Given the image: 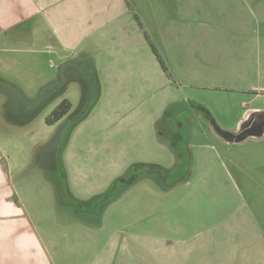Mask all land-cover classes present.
Segmentation results:
<instances>
[{"label": "rangeland", "instance_id": "obj_1", "mask_svg": "<svg viewBox=\"0 0 264 264\" xmlns=\"http://www.w3.org/2000/svg\"><path fill=\"white\" fill-rule=\"evenodd\" d=\"M225 2L203 0L202 7L232 21L237 13L228 5L236 11L241 0ZM153 14L160 26L220 33L171 39L166 31L158 37L149 32L148 45L136 49L135 36L124 34L125 51L103 50L98 68L89 58L62 60L63 79L56 58L26 53L1 61L0 53V169L13 185L10 212L22 215L34 234L18 248L7 235L0 264H26L31 248L54 264H264V137L228 144L211 118L218 128L235 130L244 112L264 108V87L237 89L248 73L229 91L209 87L228 83L218 67L226 72L236 63L225 56L229 49L215 54L213 38L223 34L224 43L235 42L238 30L250 31L251 40L241 43L264 49V25L238 29L230 22L170 20L168 11L156 8ZM193 47L200 49L191 53ZM260 55L252 57L251 71L263 70ZM64 101L71 103L72 118L47 124ZM139 161L177 163L173 185L164 190L140 179L112 203L93 205L95 215L79 203L104 193Z\"/></svg>", "mask_w": 264, "mask_h": 264}, {"label": "crops", "instance_id": "obj_2", "mask_svg": "<svg viewBox=\"0 0 264 264\" xmlns=\"http://www.w3.org/2000/svg\"><path fill=\"white\" fill-rule=\"evenodd\" d=\"M148 1L151 10H149ZM202 1L0 0V53L3 54L1 61L7 56L11 57L10 54L43 53L48 57L58 59V62H60L58 69L66 62L75 61L79 57L80 62L86 61L89 58L90 62L95 63L98 68L101 62L98 59L103 50L107 49L114 53L115 56L117 52L125 51L124 49L127 47V44L124 34L132 33L135 36L134 40L136 43L134 44V49H136L148 45L145 35L149 32L151 35L156 33L158 37L159 35H165L164 31H166V36L168 35L171 39L176 36H187L191 33L194 35H204L205 37H217L220 33L219 31L212 33V31L202 29V27H189L186 29L179 24L170 26L163 23L160 26L158 23L159 19H154L153 8H156L157 12L162 10L163 12L168 11L171 17L169 18L170 20L192 21L203 19V21L220 22V24L230 22L231 27H237L238 29L247 28V24L250 22L264 25V0H241L240 5L235 6H240L236 11L231 5H228L234 14L235 12L237 13L236 15H232L234 18L232 21L220 18L225 17V15H209L208 7L203 8ZM161 2L164 5L165 3L170 5L168 10L161 7L159 4ZM227 2L228 0L225 3ZM212 11L214 10L212 9ZM163 20L166 21L165 18ZM237 32V40L235 42L224 43L223 40L226 39L223 37V34L218 38H213L216 45L210 48L217 47L218 50L216 49L215 54L220 55L226 49H229V53L225 56L229 57V61L236 62L232 67H228L229 70L226 72H223L221 65L218 67L220 73H228L230 77L228 78V83L222 85L218 82L210 83L212 86L209 87L215 86L213 89L218 88L220 90L222 88L229 91L230 86H236V78L241 73H248V78L243 80L246 83L240 85L237 89L245 90L248 88L258 89L264 87V67H262L263 70L257 68V70L251 71L250 64L252 57L258 60V55L261 54L260 57L264 65V49L258 46H255L254 49L251 47V43H246V45L241 43V40H251L250 31H242L240 34L239 30ZM221 44L223 47H219ZM237 45L238 53L234 50ZM193 48V50L190 49L191 53L200 49ZM108 51L107 56H109ZM185 51H188L187 47H185ZM199 55H202V52ZM258 74L262 76L261 79ZM190 75L191 73L188 74V78ZM95 78L97 77L95 76ZM181 78L182 81L186 78L183 72ZM196 88L203 89L208 87L202 86L201 83H196ZM2 158L5 159V156H2V151L0 150L1 169L4 166ZM1 169L0 250L7 251L4 239L6 238L7 240L8 236H11L10 240L14 241L16 248H18L20 247L19 245H22V242H28L30 238H33L34 234L30 228H26L28 225L24 223V218V220L21 219L22 215H14L13 212H10V203L8 201L10 196L8 193L9 188L13 187V185L8 178H5L6 176ZM6 221H9L11 224H8ZM8 227L10 232L7 230ZM39 253L40 251L37 252L31 248V256L28 258L26 264H54L51 261L50 255L47 256V259H44V255H40Z\"/></svg>", "mask_w": 264, "mask_h": 264}, {"label": "flooded vegetation", "instance_id": "obj_3", "mask_svg": "<svg viewBox=\"0 0 264 264\" xmlns=\"http://www.w3.org/2000/svg\"><path fill=\"white\" fill-rule=\"evenodd\" d=\"M59 76H61L62 79L64 78V75L62 74L61 70L59 71ZM70 111H71V108H70ZM70 111L68 112V114L64 118L59 119L57 122H59L60 120L63 121L65 119V121H64V123H65L70 118H72V115L71 116L69 115ZM213 126H215V125L213 124ZM214 128H216V127H214ZM173 136H175V135H173ZM162 140L165 142V145L170 146L172 149H174L172 141H167L165 137ZM166 143H168V144H166ZM177 155L178 154L175 153V156H177ZM174 166L176 169L177 163ZM174 166L173 167H166L163 164L157 163V162L139 161V162L135 163L134 165L128 167L127 170L125 172H123L122 175L116 177L114 182L111 183L109 188L104 193L100 194L97 197L91 198V200H89V201L88 200H85V201L79 200V203L81 205L86 204V207H88L90 209V210H88V208H87V212L95 215L96 213L94 212L93 205H94V207L105 206L106 203H110L111 201H113L112 199H114L119 192H125L126 190H129L140 179L142 180L144 178L153 181L156 186H159V187L163 188L164 190H168L167 188L173 185L172 182L169 184V179L172 178L171 174L175 170ZM179 180L187 181L188 179H186V178L181 179L180 178ZM173 182H175V181H173ZM98 197H100V198H98Z\"/></svg>", "mask_w": 264, "mask_h": 264}, {"label": "water", "instance_id": "obj_4", "mask_svg": "<svg viewBox=\"0 0 264 264\" xmlns=\"http://www.w3.org/2000/svg\"><path fill=\"white\" fill-rule=\"evenodd\" d=\"M217 133L228 144H239L248 139L264 137V108L249 109L233 131L216 128Z\"/></svg>", "mask_w": 264, "mask_h": 264}, {"label": "trees", "instance_id": "obj_5", "mask_svg": "<svg viewBox=\"0 0 264 264\" xmlns=\"http://www.w3.org/2000/svg\"><path fill=\"white\" fill-rule=\"evenodd\" d=\"M152 46V45H151ZM152 49H153V53L156 55L157 59L159 60L160 64L162 65L163 69L165 71H167V67H166V64L164 62V60L162 59V57L158 54V50L152 46ZM168 77L169 78H172V75L171 74H168ZM200 108L202 110H204L205 112H207L208 114H210L211 112L205 107V106H202L200 105ZM70 108H71V103L70 101H64V102H61V104H59L54 110L53 112L49 115L48 118H46V122L47 124L49 125H53L55 122H57L59 119H62L64 118L68 112L70 111ZM212 118V121H213V124L215 125L216 128H218V125H217V122L215 121V119L213 117ZM117 197V196H116ZM113 200V199H112Z\"/></svg>", "mask_w": 264, "mask_h": 264}]
</instances>
